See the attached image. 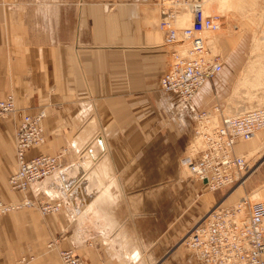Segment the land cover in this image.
Wrapping results in <instances>:
<instances>
[{"label":"crops","instance_id":"obj_1","mask_svg":"<svg viewBox=\"0 0 264 264\" xmlns=\"http://www.w3.org/2000/svg\"><path fill=\"white\" fill-rule=\"evenodd\" d=\"M159 20L153 0H0V99L14 94L18 123L46 108L47 141L26 158L62 153L64 166L26 194L62 202L58 211L44 217L19 208L0 216V264H58L59 251L68 249L86 264H203L181 248L165 253L178 209L113 187L146 184L143 154L156 146L182 152L188 121L193 126L198 112L219 108L209 105L217 91L210 80L188 103L161 89L169 57ZM158 109L161 117L175 113L168 112L170 128L144 130L140 121ZM96 119L108 121L106 144ZM12 129L0 120V197L20 201L22 193L7 186L17 171ZM79 156L85 161L75 163Z\"/></svg>","mask_w":264,"mask_h":264},{"label":"built area","instance_id":"obj_2","mask_svg":"<svg viewBox=\"0 0 264 264\" xmlns=\"http://www.w3.org/2000/svg\"><path fill=\"white\" fill-rule=\"evenodd\" d=\"M157 4L161 12L158 27L164 35L163 46L170 48L171 54L161 78V89L188 103L199 88L221 70L222 61L210 53L204 35L219 29L220 16L205 14L201 0H157ZM180 4L188 5L190 23L177 28L174 19L181 9ZM184 43L186 49L181 47ZM14 110L13 94L0 99V120ZM45 116L46 112L39 110L24 115L17 124L14 138L17 171L9 176L8 186L12 191L21 192L23 198L7 203L0 197V215L22 207H37L42 214H48L62 206L60 201L45 202L26 196L34 182L64 168L62 153L26 158L28 150L45 142L42 126ZM263 126V109H249L237 115L220 114L216 107L212 111L198 112L192 139L199 147L193 158L184 160L189 172L211 191L238 184L249 165L237 147ZM183 242L203 264H264V201L248 205L242 198L233 205L212 209L203 221L188 230ZM52 245L51 241L48 247ZM59 260L61 264H86L70 249L59 251Z\"/></svg>","mask_w":264,"mask_h":264},{"label":"rangeland","instance_id":"obj_3","mask_svg":"<svg viewBox=\"0 0 264 264\" xmlns=\"http://www.w3.org/2000/svg\"><path fill=\"white\" fill-rule=\"evenodd\" d=\"M202 3V9L205 14H218L220 16V30L218 29V32H214L215 34H212L213 32L204 34L206 46L210 53L216 54L219 60L222 61L221 72L213 77L212 80L210 79L214 86L217 87V91L211 90L212 97L209 105L217 104L219 108H216L219 109L220 114L225 115H237L254 108L264 110V0H202ZM153 5L160 15V7L157 4V0H153ZM189 23L190 13L180 16L175 26L181 28L189 25ZM54 28H58V25L53 26ZM163 47L168 52L169 65L171 61L170 48ZM183 48L184 45L182 46ZM40 110H44L47 116L46 108H41ZM165 111L167 112L163 117H161L158 109L149 118L141 120L142 128L152 133L170 128L171 121L167 120L168 112L173 115V118L176 115L169 109ZM16 113L17 108L15 105V110L2 119L10 122L13 128V140L18 124L16 118H14ZM188 122L185 129L190 132L189 141L185 148L181 146L184 149L182 152L174 151L167 147H164V153L156 152L154 150L159 148L156 146L153 151L143 154V158L148 163V181L146 184L121 186L117 182L113 186L117 195L125 187L126 193L140 191L147 194L149 202H155L156 196H158V200L162 198L165 210L178 209L176 222L174 224L169 222V225H172V233L171 243L166 247L168 248L165 252L166 255L168 253L170 255L173 249L177 250L178 248L192 254L185 247L183 241L188 235V230L203 221L212 209L233 205L242 198L247 200L248 205L264 201V129L247 145L245 143H243L244 145L241 144L243 149L237 147L244 156L247 151L250 154L247 155L246 159L248 160L249 169L253 170L251 174L239 186L234 184L229 188L211 191L201 186L199 181L189 172L187 166L183 165V160L187 157L193 158L199 147L197 143L194 144L192 139L193 126L190 120ZM93 123L98 124V127H100L98 136L106 144L107 140L103 138L102 127H107L108 121L106 119H103V121L96 119ZM143 138L141 137V139ZM46 141L47 136H45ZM193 148L196 149L194 150ZM13 153L15 156V145H13ZM81 156L78 159L77 157L75 158V163L81 162V160L85 161ZM87 157L91 158L86 154L85 159ZM9 176L7 177V186ZM120 176L122 177L123 175L121 174ZM117 177L118 174L116 181ZM4 201L7 203L13 202V200ZM22 208H30L44 217L47 216V214H42L37 207ZM50 213L53 214V212ZM56 238L53 237L51 240L53 245L48 247L49 249L55 246ZM57 258L58 264H61L59 254ZM149 264H156V260L152 258Z\"/></svg>","mask_w":264,"mask_h":264},{"label":"bare ground","instance_id":"obj_4","mask_svg":"<svg viewBox=\"0 0 264 264\" xmlns=\"http://www.w3.org/2000/svg\"><path fill=\"white\" fill-rule=\"evenodd\" d=\"M202 1V0H201ZM207 1V0H206ZM202 5H203V3H202ZM180 6H181V9L178 11V13L176 14V16H175V19H174V24H176L177 23V21H178V19H179V17L180 16H182V15H185V14H188V13H190V9H189V7H188V5H186V4H180ZM203 10V9H202ZM220 28V27H219ZM220 30V29H219ZM219 30H217V31H215V32H218ZM206 34V33H205ZM212 34H215L214 32L212 33ZM210 35V34H209ZM184 45V48L183 49H186V43H184L183 44ZM182 45V46H183ZM181 46V47H182ZM213 120H215V117L214 116H212L211 117ZM262 129H264V127H262L261 129H259L256 133H254V135H253V137L251 138V139H249L248 141H246V142H243V143H245V145H247L248 143H250L252 140H254L256 137H257V135L260 133V131L262 130ZM243 143H240L239 145L240 146H238V147H240L241 149H243V147L241 146V144H243ZM244 145V144H243ZM194 146V145H193ZM198 147V146H197ZM194 149V148H193ZM196 149V148H195ZM194 149V150H195ZM247 155H250L249 153H248V151H247V154L245 153V158L247 157ZM187 163H185L184 162V160H183V165H185V166H187L186 165ZM188 168V167H187ZM256 168V167H255ZM251 171H253V170H251V168L247 171V173L242 177V179L239 181V183H238V186L241 184V183H243L244 181H245V179L251 174ZM59 172V171H58ZM57 172V173H58ZM56 174V173H55ZM55 174H53V175H51V176H49V178H51V177H53ZM48 178V177H47Z\"/></svg>","mask_w":264,"mask_h":264}]
</instances>
